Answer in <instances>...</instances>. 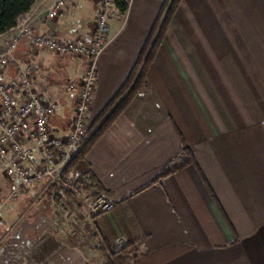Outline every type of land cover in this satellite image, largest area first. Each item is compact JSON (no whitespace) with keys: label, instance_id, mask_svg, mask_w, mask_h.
Wrapping results in <instances>:
<instances>
[{"label":"crops","instance_id":"1","mask_svg":"<svg viewBox=\"0 0 264 264\" xmlns=\"http://www.w3.org/2000/svg\"><path fill=\"white\" fill-rule=\"evenodd\" d=\"M56 1L27 14L34 33L90 41L100 1L76 0L50 19ZM112 1L89 123L133 85L153 34L157 44L143 86L79 162L115 208L87 219L40 185L24 187L1 213L0 264H107L126 245L132 264H264V0H181L164 28L169 0H126L125 13ZM14 59L33 64V85L58 104L53 132L67 135L87 59L31 51L26 40ZM75 210L86 219L73 236Z\"/></svg>","mask_w":264,"mask_h":264},{"label":"built area","instance_id":"2","mask_svg":"<svg viewBox=\"0 0 264 264\" xmlns=\"http://www.w3.org/2000/svg\"><path fill=\"white\" fill-rule=\"evenodd\" d=\"M96 1H100L96 32L90 41L79 37L60 42L53 37L38 36L32 29L30 16L25 15L12 29L14 34L9 41L0 45V163L5 166L7 185L6 193L0 190V222L3 209L20 197L24 187L31 185H40L43 193L55 191L54 194L64 204L68 196L79 199L87 208L89 218L106 214L115 208L114 200L90 185L85 173L78 165L75 166L82 152L116 109V105H113L94 124L88 121L97 85L98 60L109 43V10L113 5L112 0ZM75 2L57 0L49 10L48 17L58 18ZM24 40L31 51L44 50L57 56L87 59L86 76L79 90L72 128L67 135L59 136L53 132L51 121L57 113L58 104L45 99L33 85V64L30 61L21 64L14 59L19 44ZM155 41L156 36L151 41L152 45ZM152 45L148 46L137 66L133 85L143 73ZM12 64L14 75H11ZM74 87L72 84L69 89ZM54 185H57L56 190Z\"/></svg>","mask_w":264,"mask_h":264},{"label":"trees","instance_id":"3","mask_svg":"<svg viewBox=\"0 0 264 264\" xmlns=\"http://www.w3.org/2000/svg\"><path fill=\"white\" fill-rule=\"evenodd\" d=\"M180 1L181 0H169L168 1L167 10H166L164 20H163V28L166 27V25L169 23ZM37 2L38 0H0V36L12 30L16 26L17 21L21 17L32 12ZM115 2L121 8L122 12L125 13L127 11L128 2L126 0H115ZM156 47H157V44H154V46L152 47L150 51V55L147 59V62L143 68L144 69L143 73L139 81L137 82V85H134L130 89V91H128L127 93H126V89L123 90L121 93H119L116 96V98L107 107L106 110L108 111V109H110V107L113 106V104L116 103L117 100L121 98V96L123 97L122 101L118 104L116 110L112 112L111 115L108 116L107 120L103 123L102 128L100 129L99 133L95 135L92 143L108 127V125L111 124L113 120L126 109L128 104L133 100L136 93L141 89L144 83V78L146 76L147 69L153 59ZM92 143L82 152L78 160L82 159L85 156L88 148L92 145ZM185 153L188 154V151H186ZM186 164H187L186 161H180V162L173 164L171 167L165 170L158 179L168 177L178 172ZM158 179L155 181V183L158 182ZM53 188L54 190H56L57 185H54ZM54 197L57 203L59 204L60 203L59 198L57 196H54ZM132 246L133 245H126L122 249L116 252H112L110 257H107L106 255L107 264H131L130 263L131 256L135 254V250L132 248Z\"/></svg>","mask_w":264,"mask_h":264},{"label":"rangeland","instance_id":"4","mask_svg":"<svg viewBox=\"0 0 264 264\" xmlns=\"http://www.w3.org/2000/svg\"><path fill=\"white\" fill-rule=\"evenodd\" d=\"M167 10V9H166ZM154 38V34H153V36H152V39ZM152 39H150V41H149V43H148V45H147V48H148V46L149 45H152ZM154 45H152V47H153ZM146 48V49H147ZM146 51V50H145ZM144 54V53H143ZM143 56V55H142ZM86 71H87V69H86ZM85 76H86V72H85ZM134 76H135V74H133V78H134ZM133 78H132V81H133ZM74 84V83H73ZM75 85V84H74ZM132 85V82H130V84L128 85V87L126 88V90H130L134 85H137V83H135L133 86H131ZM122 99H123V97L121 96V98L120 99H118L117 100V102L116 103H114L113 105H116V108H117V106H118V104L122 101ZM111 107H113V106H111ZM111 107H110V109H111ZM110 109H108V111L107 110H105V111H107V112H109V110ZM116 110V109H115ZM107 112H105L104 114H107ZM103 117V116H102ZM94 139V138H93ZM93 141V140H92ZM92 143V142H91ZM90 143V144H91ZM89 144V145H90ZM88 145V146H89ZM81 161V159L80 160H78L76 163H75V166L76 165H78V167L85 173V175H86V171L84 170V168L83 167H80L79 166V162ZM4 169H5V166H4V164H2V163H0V182H3V183H5L6 184V179H5V176H4ZM86 180H88L87 179V175H86ZM48 192H51V195L53 196V198L55 199V197L54 196H56L55 194V191L53 192V191H48ZM48 192H45V193H48ZM40 193H42V192H40ZM55 193V194H54ZM58 197V196H57ZM59 201H60V206H61V208H63L64 210H67V211H69V210H72L73 208H75V207H81V208H79L80 210L82 209V210H84V212H86L87 213V208L84 206V205H82V202L81 201H79V199H76V198H74L73 196H68V198H67V202L64 204V203H62L61 202V199L59 198ZM24 205H25V203H24ZM10 206V205H9ZM9 206H7V207H9ZM6 207V208H7ZM25 207V206H24ZM23 207V208H24ZM32 207V205H30L29 204V212L27 213L28 215H31L30 213H33L34 212V210H32L33 208H31ZM73 207V208H72ZM72 208V209H71ZM35 209V208H34ZM74 210V209H73ZM62 212V211H61ZM26 213L25 214H23V216H22V218H21V221H23L24 219V221L25 222H23V224H22V227H25V228H28L29 226H27L26 225V221H30V220H32V219H30L29 218V216L27 215ZM25 217V218H24ZM26 217H28V218H26ZM74 219H73V224H74V228H76L75 230H73V232L71 233L73 236L74 235H76V233H77V230L85 223V219L86 218H84L83 217V215L79 212V213H77L76 212V210H75V214H74ZM32 218V217H31ZM89 217H88V213H87V219H88ZM26 219H28V220H26ZM57 222V221H56ZM22 223V222H21ZM87 254H89V252H86ZM135 257H136V254H134V255H132L131 256V259H130V263L132 264L133 263V261H134V259H135ZM104 258V257H103ZM105 259V261H107L106 260V257L104 258Z\"/></svg>","mask_w":264,"mask_h":264}]
</instances>
